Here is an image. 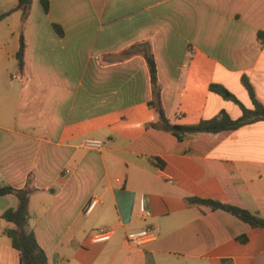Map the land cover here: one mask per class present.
<instances>
[{
  "label": "crops",
  "instance_id": "1",
  "mask_svg": "<svg viewBox=\"0 0 264 264\" xmlns=\"http://www.w3.org/2000/svg\"><path fill=\"white\" fill-rule=\"evenodd\" d=\"M16 1L0 0V13ZM47 3L44 11L31 0L24 19L13 10L0 20V186L32 188L26 228L45 264H264V228L186 200L211 198L264 219V120L181 140L148 126L157 116L141 52L149 44L169 122L221 110L235 119L239 105L209 85L252 108L245 78L264 106V0ZM85 137L102 147H83ZM16 204L0 194V264H19L5 233L14 224L2 218ZM100 226L113 228L110 239L91 243ZM148 226L154 240L126 243L127 232Z\"/></svg>",
  "mask_w": 264,
  "mask_h": 264
},
{
  "label": "trees",
  "instance_id": "2",
  "mask_svg": "<svg viewBox=\"0 0 264 264\" xmlns=\"http://www.w3.org/2000/svg\"><path fill=\"white\" fill-rule=\"evenodd\" d=\"M30 2L31 0H17L16 4L11 9L0 13V20L13 10H20L22 19H24L28 14ZM40 2L43 10L46 11L48 8L47 0H40ZM257 38L260 43H264V30L257 32ZM141 52L147 65L151 90V98L148 100L147 104L154 110L157 116V119L148 123V126L169 132L174 135L176 139L181 140L185 136L191 134L216 133L219 131L235 129L243 124L257 120H264V106L255 98L251 84L243 78L242 82L252 100V108L244 107L236 97L222 85L215 83L209 85L211 91H214L224 99L232 100L239 105L241 110V115L239 117L233 119L226 111L221 110L213 117L202 119L194 124H176L169 122L160 102V87L157 82L156 64L149 44H142ZM23 53L24 41L22 35H20L18 48L15 53V59L19 71L22 70L23 66ZM31 192L32 188L27 185L21 188H14L8 185L0 186V194L13 193L17 197L16 206L4 210L2 218L14 224V227L6 229L5 233L10 238L12 247L18 251L19 264H45L46 255L43 249L38 245L33 233L26 228L29 216L28 199ZM186 200L189 204H202L211 209L224 210L250 226L264 228V219L245 208L222 203L211 198L188 197ZM238 239L240 241H246L244 235L239 236Z\"/></svg>",
  "mask_w": 264,
  "mask_h": 264
},
{
  "label": "built area",
  "instance_id": "3",
  "mask_svg": "<svg viewBox=\"0 0 264 264\" xmlns=\"http://www.w3.org/2000/svg\"><path fill=\"white\" fill-rule=\"evenodd\" d=\"M81 145L85 148L89 149H100L103 145V141L93 137H85L81 141ZM96 200L92 199V201L88 204L85 212H89L92 206L95 204ZM139 213L142 217H148L150 212L144 207L142 197L139 200ZM113 233L112 227L100 226L90 231L89 233V241L91 243H102L108 241ZM157 236L156 230L152 226H148L146 228L127 232L125 235L126 243L130 245H140L145 241L154 240Z\"/></svg>",
  "mask_w": 264,
  "mask_h": 264
}]
</instances>
